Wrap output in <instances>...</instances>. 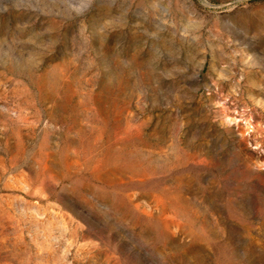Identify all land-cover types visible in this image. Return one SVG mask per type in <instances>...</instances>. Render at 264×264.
<instances>
[{
    "label": "rangeland",
    "instance_id": "rangeland-1",
    "mask_svg": "<svg viewBox=\"0 0 264 264\" xmlns=\"http://www.w3.org/2000/svg\"><path fill=\"white\" fill-rule=\"evenodd\" d=\"M0 264H264V0H0Z\"/></svg>",
    "mask_w": 264,
    "mask_h": 264
}]
</instances>
